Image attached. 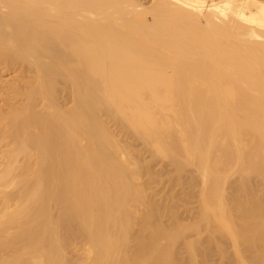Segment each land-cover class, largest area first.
I'll return each instance as SVG.
<instances>
[{
	"label": "bare ground",
	"instance_id": "bare-ground-1",
	"mask_svg": "<svg viewBox=\"0 0 264 264\" xmlns=\"http://www.w3.org/2000/svg\"><path fill=\"white\" fill-rule=\"evenodd\" d=\"M262 190L264 0H0V264H264Z\"/></svg>",
	"mask_w": 264,
	"mask_h": 264
},
{
	"label": "rangeland",
	"instance_id": "rangeland-1",
	"mask_svg": "<svg viewBox=\"0 0 264 264\" xmlns=\"http://www.w3.org/2000/svg\"><path fill=\"white\" fill-rule=\"evenodd\" d=\"M133 149H136V151H137V149H138V151L141 149V152H143L142 155H144L143 157L146 158L148 156L146 160L144 159L145 161H148V159L150 157H152V156H149V153H151V152L148 151V148L145 147V145L143 146V144L140 143V142L137 143L135 146H133ZM157 160H158V162H157ZM157 160H155V163L156 164L152 166V171H154V170L157 171V173H159V175H157V176L159 177L161 175L160 177H162L161 179H163V182H164L163 186L162 185L161 186H157L156 184L153 185V186L156 185L157 188H158V190H159L158 191L159 194L157 196L158 197H162V195L163 196L165 195V193H164L165 191H166V194H168V193H170V190L171 189H172L171 191H173V192H178L177 194H180V198H181L178 201V203L176 204V207H175V211L177 213L178 219L179 220L181 219L180 221L181 222L183 221V223L184 222L185 223L186 222L187 223L188 222L190 223V221L192 222L197 217V215L199 213L198 192L200 190L199 189L200 188L199 187L200 185L198 183L199 181L197 182L198 179L196 177L197 176L196 173H195L196 171L191 170L192 172L189 171L191 173L188 172L189 174H188V176H186V178L188 179V177L190 175V180L191 181H193V179H197L196 181L195 180L193 181L194 184L196 183L195 185L193 183H190V182L188 183L189 180H187V179L184 178L185 180H183L181 184L174 185L173 188L169 189L170 188V185H168V183L166 184V182L169 181L168 178H170V176H171L172 173H169L167 171L164 172V170H165L164 166L166 165V164H164V162L166 163L167 160L164 159L165 160L164 161V160L161 159V161H160V158L157 159ZM153 164H154V162H153ZM160 172H162V174ZM147 177H148V175H146V178ZM146 178H144V179H146ZM164 180H166V181H164ZM189 185H192V187H190ZM167 190H169V192H167ZM260 191L261 190H259V193H260ZM262 192H261V194H264V190H262ZM186 194H190V195L187 196ZM169 220L170 219H168V217H167V221L166 220L165 221L169 224V223H171L170 222L171 220L170 221ZM224 236H222V237L218 236L217 238L220 237L219 239L220 240L222 239L221 246L222 245L224 246V250L226 252V255H221L220 256L219 253L213 248L211 250V254L209 255V258H208V263H209V261H211L212 263H209V264H214V263L215 264H227V262L229 261V259H226L227 257H225V256H227V255H230L231 256L233 254L232 245L230 244V242H228L229 240H225L227 237L225 236L226 237L225 238ZM197 237L202 238V240L203 241H206L207 244L210 243L209 240L206 237V233L205 232L202 233V234L201 233L200 234H197V233L190 232L189 233V236H188L189 239H191V238H197ZM227 243H229V245ZM185 250H186L185 246L184 245H180L179 253L177 254V259L182 264H190L191 262H188V260H187L188 259L187 258V253L185 252ZM196 257H197L196 258L197 259V264H205V262L203 261L204 259H203V257L201 255L198 254ZM231 257H233V255ZM231 257H229V258H231ZM228 264H230V263L228 262Z\"/></svg>",
	"mask_w": 264,
	"mask_h": 264
}]
</instances>
